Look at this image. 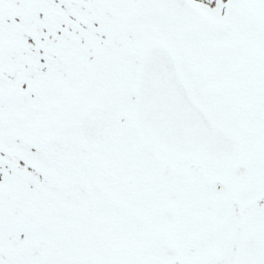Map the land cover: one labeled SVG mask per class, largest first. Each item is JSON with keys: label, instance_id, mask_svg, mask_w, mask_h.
Returning a JSON list of instances; mask_svg holds the SVG:
<instances>
[{"label": "snow or ice", "instance_id": "obj_1", "mask_svg": "<svg viewBox=\"0 0 264 264\" xmlns=\"http://www.w3.org/2000/svg\"><path fill=\"white\" fill-rule=\"evenodd\" d=\"M0 264H264V0H0Z\"/></svg>", "mask_w": 264, "mask_h": 264}]
</instances>
